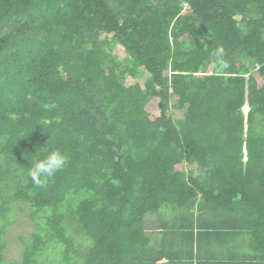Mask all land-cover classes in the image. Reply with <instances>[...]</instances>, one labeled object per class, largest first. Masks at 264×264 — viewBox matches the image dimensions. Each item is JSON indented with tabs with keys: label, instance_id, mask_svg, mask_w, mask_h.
I'll return each mask as SVG.
<instances>
[{
	"label": "trees",
	"instance_id": "trees-1",
	"mask_svg": "<svg viewBox=\"0 0 264 264\" xmlns=\"http://www.w3.org/2000/svg\"><path fill=\"white\" fill-rule=\"evenodd\" d=\"M25 207L19 264H133L163 210L264 264V0H0V218Z\"/></svg>",
	"mask_w": 264,
	"mask_h": 264
},
{
	"label": "crops",
	"instance_id": "crops-1",
	"mask_svg": "<svg viewBox=\"0 0 264 264\" xmlns=\"http://www.w3.org/2000/svg\"><path fill=\"white\" fill-rule=\"evenodd\" d=\"M151 216L145 223L149 247L133 264H235V259L250 257L246 239L218 230L198 231L189 214L163 210Z\"/></svg>",
	"mask_w": 264,
	"mask_h": 264
},
{
	"label": "rangeland",
	"instance_id": "rangeland-1",
	"mask_svg": "<svg viewBox=\"0 0 264 264\" xmlns=\"http://www.w3.org/2000/svg\"><path fill=\"white\" fill-rule=\"evenodd\" d=\"M115 54L120 58V60H123L125 58L123 51H121V49H118ZM249 68H251V70L253 71V73L255 72V67H253V65L250 63L249 64ZM144 79L142 80H132V79H128L127 83L128 84H135V83H143ZM150 110L152 112L156 111V103L152 104V106L150 107ZM244 112H246V110L244 109ZM175 117L176 118H182V113H175ZM27 209L26 207L19 212L18 214L15 212H9L8 214H5L3 217L0 218V227L7 223V222H12L14 220V225L9 227V229L7 230V234L5 239L8 240V244H9V248H8V261L5 264H19V261L17 262V260H15V257H18L19 254V249H18V244H17V240H15L16 238H18L19 236H30L32 230H33V225L32 222H29L28 219V214H27ZM152 219V216H149V218L147 219L148 221ZM16 227V228H15ZM86 246L87 247H91V242L90 241H86ZM43 259H47V261L45 260L46 264H58L60 258H61V247L58 245H54V246H50V249L48 251H46L45 253H43ZM20 258V256H19Z\"/></svg>",
	"mask_w": 264,
	"mask_h": 264
},
{
	"label": "clouds",
	"instance_id": "clouds-1",
	"mask_svg": "<svg viewBox=\"0 0 264 264\" xmlns=\"http://www.w3.org/2000/svg\"><path fill=\"white\" fill-rule=\"evenodd\" d=\"M223 49L218 48L213 55L219 58ZM68 157L59 149L48 150L45 155L36 156L31 159L28 176L38 187H43L49 178L61 171L67 164Z\"/></svg>",
	"mask_w": 264,
	"mask_h": 264
},
{
	"label": "built area",
	"instance_id": "built-area-1",
	"mask_svg": "<svg viewBox=\"0 0 264 264\" xmlns=\"http://www.w3.org/2000/svg\"><path fill=\"white\" fill-rule=\"evenodd\" d=\"M182 6H183V8H184L185 10H187V9L189 8V6H188L187 3H183Z\"/></svg>",
	"mask_w": 264,
	"mask_h": 264
},
{
	"label": "bare ground",
	"instance_id": "bare-ground-1",
	"mask_svg": "<svg viewBox=\"0 0 264 264\" xmlns=\"http://www.w3.org/2000/svg\"><path fill=\"white\" fill-rule=\"evenodd\" d=\"M245 110H246V112L248 111V108L247 107H245Z\"/></svg>",
	"mask_w": 264,
	"mask_h": 264
},
{
	"label": "water",
	"instance_id": "water-1",
	"mask_svg": "<svg viewBox=\"0 0 264 264\" xmlns=\"http://www.w3.org/2000/svg\"><path fill=\"white\" fill-rule=\"evenodd\" d=\"M248 112V111H247Z\"/></svg>",
	"mask_w": 264,
	"mask_h": 264
}]
</instances>
